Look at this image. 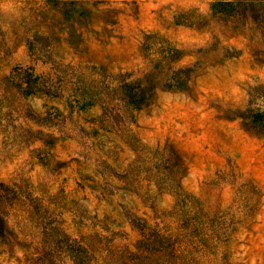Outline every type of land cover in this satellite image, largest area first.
<instances>
[{
    "label": "rangeland",
    "instance_id": "rangeland-1",
    "mask_svg": "<svg viewBox=\"0 0 264 264\" xmlns=\"http://www.w3.org/2000/svg\"><path fill=\"white\" fill-rule=\"evenodd\" d=\"M0 264H264V0H0Z\"/></svg>",
    "mask_w": 264,
    "mask_h": 264
}]
</instances>
